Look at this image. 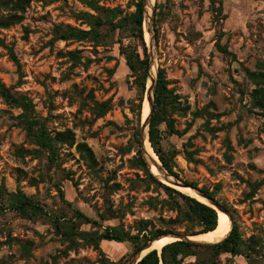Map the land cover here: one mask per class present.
I'll list each match as a JSON object with an SVG mask.
<instances>
[{
    "label": "rangeland",
    "instance_id": "obj_1",
    "mask_svg": "<svg viewBox=\"0 0 264 264\" xmlns=\"http://www.w3.org/2000/svg\"><path fill=\"white\" fill-rule=\"evenodd\" d=\"M84 1L29 0L21 22L0 28V80L31 99L34 128L43 122L52 136L71 129L96 158L90 165L76 145L59 144L51 163L16 124L22 110L0 95V184L10 194L20 189L41 207L28 216L11 208L9 197L0 200V264H103V255L128 262L136 254L130 241L102 240L104 254L79 233L112 227L135 234L142 220L148 230L176 235L201 228L177 223V212L160 202L167 195L148 187L133 163L135 152L125 151L138 126L134 107L140 95L120 50L132 41L129 32L117 29L102 42L55 39L57 25L91 29L77 16L95 13ZM96 1L118 9V22L137 0ZM153 7L149 46L144 30L148 55L156 69H165L168 88L178 97L171 114L175 130L161 126L162 146L177 151L180 180L216 191L249 246L247 255L213 257L204 250L183 264L209 257V264H264V110L253 104L257 85L248 76L264 62V0H154ZM9 13L0 6V17ZM97 31L105 33L106 27ZM108 100L107 112L96 108ZM253 183L260 185L249 196Z\"/></svg>",
    "mask_w": 264,
    "mask_h": 264
},
{
    "label": "trees",
    "instance_id": "obj_2",
    "mask_svg": "<svg viewBox=\"0 0 264 264\" xmlns=\"http://www.w3.org/2000/svg\"><path fill=\"white\" fill-rule=\"evenodd\" d=\"M95 13L83 12L77 15L79 18L87 21L91 25V29H80L73 26L57 25L54 28L55 39L59 40H93L95 42H102L108 38L109 33L120 29L129 32L130 41L127 45L121 44L120 50L126 58V63L131 71V76L134 77L135 85L138 87L139 103L134 107L136 111L138 126L133 133V139L127 145L125 151H134L133 163L136 167L140 168L145 176L144 180L147 182L148 187L153 186L162 190L167 199H163L161 204H165L169 209L174 210L178 214L177 223H189L190 228L195 225H200L198 231H187V235H196L214 230L218 224V211L212 206L203 203L196 198L178 191L177 189L168 186L152 175L148 168V164L144 160L141 152L140 123H141V110L144 93L146 89V81L149 71V55L144 37L143 28V0L135 2V10L126 16L114 22V19L119 12L118 9H110L101 6L96 0L84 1ZM29 0H0V6L5 10L10 11L9 15L0 17V28H7L11 25L21 22V13L26 10ZM157 8V6H156ZM100 27H106L105 33L97 31ZM0 44L4 43L0 40ZM221 51L228 52L227 47L218 42L217 45ZM73 59H76L75 52L70 53ZM15 58V57H13ZM260 72L248 71V76L257 85L253 91V104L264 110V62L259 63ZM168 80L164 68L159 67L157 73V83L155 89L154 107L149 125V141L155 153L157 154L162 165L174 176L178 178V173L175 171L177 151L175 149L166 151L162 146L163 130L161 126L165 124L169 131H174V119L171 114L177 111L178 97L174 94L173 90L168 88ZM0 95L6 100L7 103L22 110V113L16 117V124L23 127L27 131L29 140L39 146V152H47L49 161L54 163L56 161L59 144H68L70 146L76 145L80 156L94 165L96 158L93 150L86 142H77L76 136L71 129H66L52 136L45 123L41 122L39 128H34V107L31 99L27 96L14 91L12 88L5 86L0 80ZM96 108L100 109L102 113L107 112L111 108L110 100L96 103ZM27 153V151H19V154ZM187 159L192 160L190 151H187ZM70 174V173H68ZM71 176V175H68ZM75 187L78 186L76 181L70 177ZM185 183L199 188L197 183L184 181ZM264 182V180L262 181ZM260 183L250 184L251 191L249 196H253L259 188ZM202 192L211 198H216V191H209L206 188H199ZM9 197V206L16 211L28 216L33 212V215L41 210L40 205L33 200L30 196L25 195L20 189L14 193H7L3 183L0 184V200L4 202L5 198ZM158 200V199H157ZM151 204L154 200L149 201ZM229 212L227 206H223ZM233 220V229L230 235L221 243L216 245H202L185 240H176L168 243L162 247L161 256L156 249L150 251L145 255L137 264H183V260L188 256H197L202 251L208 250L212 252L213 257H217L222 253H231L233 255H247L249 246L244 242L242 234L239 230L237 222L234 220V215L229 213ZM80 216H84L79 213ZM60 217H57V227L60 228ZM86 219H88L86 217ZM148 222L140 221L138 232L133 234L129 232L120 231L116 228L106 227L100 234H91L89 232L79 233V236L89 244H92L97 250L104 253L100 242L107 240L110 242H126L130 241L134 245L133 255L144 248V246L154 237L165 234V230L156 229L148 230ZM77 243V241H75ZM25 250L29 252L28 247L25 245ZM105 254V253H104ZM103 264H126L127 260L124 256L119 260H111L106 255H103ZM129 261V260H128ZM211 261L209 257L204 261H197V264H209Z\"/></svg>",
    "mask_w": 264,
    "mask_h": 264
},
{
    "label": "bare ground",
    "instance_id": "obj_3",
    "mask_svg": "<svg viewBox=\"0 0 264 264\" xmlns=\"http://www.w3.org/2000/svg\"><path fill=\"white\" fill-rule=\"evenodd\" d=\"M154 5V0H145V9H144V30L145 35L147 36V42L151 43L152 41V17H153V10L152 6ZM146 40V39H145ZM149 46V45H148ZM157 66V65H156ZM156 76V67L155 63H151L149 69V75L146 81V89L144 93V114H145V122L144 125H140V138L142 141V148H143V156L147 161L149 170L160 180L166 182L169 186L175 187L176 189L202 201L205 203L210 204L209 200L199 194L196 190L184 186L183 184L179 183L173 176L168 175L166 171L162 168V165L159 161V158L155 151L153 150L151 143L149 141V135L147 130V121L149 119V115L151 112L152 107V99H153V90H154V80ZM232 222L227 213L222 211H218V224L216 229L200 233L196 235L188 236V240H191L196 243L201 244H214L221 241L225 238L231 231ZM174 235L171 234H162L153 238V240L149 241V245L141 250L138 254H136L133 259H138L139 257L148 253L151 249H159L164 245L171 243L174 241ZM132 258L127 262V264H132L134 262Z\"/></svg>",
    "mask_w": 264,
    "mask_h": 264
},
{
    "label": "water",
    "instance_id": "obj_4",
    "mask_svg": "<svg viewBox=\"0 0 264 264\" xmlns=\"http://www.w3.org/2000/svg\"><path fill=\"white\" fill-rule=\"evenodd\" d=\"M143 4H144V9H145V0H143ZM154 6V5H153ZM154 13H155V10H154V7H153V17H152V41H151V43L154 41ZM143 16H144V10H143ZM143 21H144V19H143ZM151 43H148V45H150ZM151 63H153V60H152V58H151V56H149V69H150V65H151ZM157 73H158V69H156V76H155V80H154V90H153V99H152V107H151V112H150V115H149V119H148V121H147V130L149 131V125H150V120H151V116H152V112H153V107H154V98H155V89H156V83H157ZM148 75H149V71H148ZM142 120H141V123H140V125L142 126ZM148 135H149V133H148ZM139 138H140V135H139ZM140 141H141V138H140ZM141 152H142V156H143V148H142V141H141ZM143 158H144V156H143ZM144 160H145V158H144ZM146 161V160H145ZM160 161V160H159ZM146 163H147V161H146ZM160 163H161V161H160ZM161 165H162V163H161ZM162 168L166 171V173L168 174V175H171V176H173L179 183H181V184H183L184 186H187V187H190V188H192V189H194V190H196L199 194H201L203 197H205L206 199H208L209 200V202H210V204H208V203H206V204H208V205H210V206H212L213 208H215L217 211H222V212H224V213H227L228 215H229V217H230V219H231V222H232V228H231V231H232V229H233V220H232V218H231V216H230V214H229V212L227 211V210H225L224 208H223V206L214 198H211V197H209L208 195H206L204 192H202L201 190H199V188H195V187H193V186H191V185H189V184H187V183H185L184 181H182V180H180L179 178H177L176 176H174L173 174H171L163 165H162ZM151 172V171H150ZM152 173V172H151ZM152 175L154 176V177H156L153 173H152ZM157 178V177H156ZM158 179V178H157ZM159 181H161L160 179H158ZM162 182V181H161ZM162 183H164V182H162ZM169 186V185H168ZM172 187V186H171ZM173 188H175V187H173ZM176 189V188H175ZM178 190V189H177ZM179 191V190H178ZM181 192V191H180ZM198 200V199H197ZM200 201V200H199ZM202 202V201H201ZM203 203H205V202H203ZM216 229V228H215ZM231 231H230V233H231ZM230 233L225 237V238H223L221 241H219V242H217V243H214V244H210V245H216V244H219V243H221V242H223L229 235H230ZM165 234H171V235H174L175 236V238H177V239H174V241H176V240H185V241H191V240H188V236H190V235H176V234H172V233H165ZM153 240V239H152ZM173 242V241H172ZM191 242H193V241H191ZM194 243H196V242H194ZM150 243L148 242L145 246H144V248H146L148 245H149ZM198 244H201V243H198ZM202 245H208V244H202ZM143 248V249H144ZM143 249H141V250H143ZM140 250V251H141ZM152 250H154V249H151L150 251H152ZM157 251H158V253H159V255L161 256V252H162V247H161V249L159 250V249H156ZM140 251H138L136 254H138ZM149 251V252H150ZM148 252V253H149ZM148 253H146L145 255H147ZM135 254V255H136ZM134 255V256H135ZM145 255H143V256H141V257H139L138 259H133V257H132V260H134V262L132 263V264H137ZM127 264V263H126Z\"/></svg>",
    "mask_w": 264,
    "mask_h": 264
}]
</instances>
